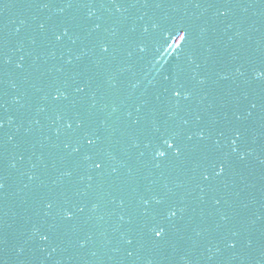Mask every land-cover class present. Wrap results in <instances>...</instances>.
I'll return each instance as SVG.
<instances>
[{"label": "water", "instance_id": "95a60500", "mask_svg": "<svg viewBox=\"0 0 264 264\" xmlns=\"http://www.w3.org/2000/svg\"><path fill=\"white\" fill-rule=\"evenodd\" d=\"M97 23L103 42L115 48L112 61H104L93 47L97 34L89 33ZM153 24L162 27L154 33ZM0 25L9 61L0 84L7 93L0 160L6 177L0 192L5 264H264V85L252 74L253 68L264 67V7H141L124 18L113 8L17 6L0 15ZM65 26L76 43L68 37L57 42ZM182 28H205L206 33L182 43ZM137 45L146 51L138 53ZM82 50L88 55L77 61ZM95 61L111 73L116 87L98 79L88 90L90 98L73 109L76 85L83 82L77 65ZM199 79L205 83L197 84ZM185 80L192 98L181 102L188 107L177 109L170 88ZM59 92H66L68 100L54 102ZM78 119L99 130L115 158L103 180L88 164L73 168L68 159L76 144L65 125L75 128ZM153 119L161 129L171 125L185 134L208 124V148L215 150L219 142L223 154L230 152L231 130L241 128L247 137L241 151L248 156L244 161L229 156L225 174L216 179L212 173L210 182L201 179L195 157L156 168L145 148ZM111 167L118 168L116 175ZM153 196L182 210L175 232L164 241L140 237L143 201ZM66 201L79 221L73 233L61 218ZM233 239L237 248L229 250L225 241ZM248 241L256 251L249 253Z\"/></svg>", "mask_w": 264, "mask_h": 264}, {"label": "snow or ice", "instance_id": "6c2138e0", "mask_svg": "<svg viewBox=\"0 0 264 264\" xmlns=\"http://www.w3.org/2000/svg\"><path fill=\"white\" fill-rule=\"evenodd\" d=\"M53 7L60 6L62 9H81V8H113L121 17L126 18L127 14L132 9L136 8H162V7H197V8H215V9H232V8H260L264 7V0H183V2H166V0H0V15H3L4 11L9 7ZM226 12H221L220 15H226ZM91 19V16L88 17ZM123 22V21H122ZM71 23V22H69ZM79 24H71V28H79ZM162 26L159 24H153L152 30L156 33L157 29ZM41 30H45V25H40ZM4 31V26L0 25V33ZM103 31H109L104 29ZM112 35H116V30L111 29ZM134 31V29L132 30ZM145 32L148 31L147 28L144 29ZM181 31L186 32V35H180L179 40L182 43H186L187 39L203 38L206 33L205 28H200L198 31L194 30L188 32L186 29H181ZM70 28L65 26L62 35L56 36L57 42H60L63 37H68L72 43H76V39H73L69 35ZM97 34L95 40L93 41V47H97L104 61H112L115 59V48L103 42L102 36V25L100 23L95 24L94 27L90 29L91 34ZM171 35V34H170ZM178 35V34H177ZM167 43V40H165ZM6 43L5 38L0 37V84L4 82V77L7 76L6 66L9 63L6 56ZM138 53H144L146 49L137 45ZM87 51L82 50L81 54L76 56L77 61H81L84 57H87ZM192 58L190 63H192ZM69 65L72 64V60L67 61ZM19 68L20 65H17ZM239 71V70H238ZM243 75L244 73H240ZM253 79L264 85V67L253 68L252 69ZM77 75L83 78V82L76 85L75 92L78 96V100L71 102L70 107L77 109L82 106L90 97L88 94L89 88L98 80L104 79L106 82L111 84L114 88L116 84L113 82L111 73L104 71L101 67L100 61H95L91 65L80 64L77 65ZM195 79V77H193ZM196 83L203 85L205 81L203 79L196 80ZM171 102H174L173 106L177 109L182 107H188V105H182L181 102H187L192 98V91L190 89V81H184L179 83H174L170 88ZM6 91L0 88V160L3 159V150L5 148L4 133V112H6ZM94 96V94H93ZM53 101L68 100V94L66 92H59L53 95ZM93 107L95 105L93 104ZM257 105L255 103L251 104V108L256 109ZM137 111H140L138 108ZM89 119L92 118V113H89ZM154 115V113L152 114ZM252 113L249 112L251 117ZM62 118V117H61ZM240 118L237 117V120ZM134 124H139L140 121L136 120ZM187 124V121L183 122ZM201 120H197L199 125ZM215 121H210L209 124H214ZM100 127H103L101 125ZM65 130L72 137L75 138L76 146L71 148L69 152L68 159L71 162L73 168H79L81 164H88L89 170L95 172L97 177L101 180L104 178L105 167L111 166L114 162V157L111 155L110 151L105 147L102 141L99 130L93 128L90 124H86L84 120H77L75 123V128L71 122H67L65 125ZM208 130L209 125L206 124L201 127L198 132L192 134H185L178 130L177 127L171 125H165L163 129L158 125L155 119L152 121V131L153 135L150 141L145 144V148L148 149L147 155L149 158L156 162L155 167L160 168L165 163L167 165H183L190 158H196V168H202L203 171L200 172L201 179L204 182H210L213 179L212 173H215V178L219 179L225 174L227 166H230L231 162L229 156H235L239 161L246 160L248 153L241 151V145L247 142V137L245 131L241 128H234L231 130L232 139L229 141L227 147L230 152L223 154L220 152V145L217 142L215 150L209 149L207 145L208 140ZM223 135V133H221ZM199 143H193V140ZM134 146L135 143H134ZM70 145L66 144L65 148L68 149ZM93 154L96 159H93ZM144 155V153H141ZM15 167V165H13ZM111 172L116 175L118 172L117 167H111ZM71 172H66V176H71ZM6 177L3 174V169H0V192L5 188ZM32 179V177H29ZM91 179V177H90ZM212 189L209 188V191ZM170 191V190H169ZM203 191V189H202ZM145 211L142 215L145 217L141 225L140 237L141 239H146L151 237L155 241H164L165 238L176 230V221L182 211L176 208L172 203L169 202L167 198H162L158 196H153L151 200H144ZM219 204V201H216ZM155 205V207H152ZM49 209L52 208L51 204H48ZM95 208V206H94ZM150 209V211L148 210ZM84 209L80 208V212ZM62 222L65 224L66 231L68 233H73L79 227V221L75 217L70 204L68 201L65 202L64 210L62 212ZM233 235H236L235 233ZM261 240H264V228L260 229ZM45 241L48 240V236H44ZM128 245L133 244L132 239H125L124 241ZM227 248L233 250L237 248L236 240L225 241ZM5 241L0 239V244H4ZM83 246V245H82ZM247 250L249 253L256 251V247L252 241H248ZM132 253H129L131 255ZM0 264H5V260L0 256Z\"/></svg>", "mask_w": 264, "mask_h": 264}]
</instances>
